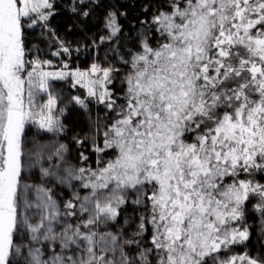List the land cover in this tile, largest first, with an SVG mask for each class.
Listing matches in <instances>:
<instances>
[{
  "label": "snow or ice",
  "instance_id": "6c2138e0",
  "mask_svg": "<svg viewBox=\"0 0 264 264\" xmlns=\"http://www.w3.org/2000/svg\"><path fill=\"white\" fill-rule=\"evenodd\" d=\"M0 264H264V0H0Z\"/></svg>",
  "mask_w": 264,
  "mask_h": 264
},
{
  "label": "trees",
  "instance_id": "16d2710c",
  "mask_svg": "<svg viewBox=\"0 0 264 264\" xmlns=\"http://www.w3.org/2000/svg\"><path fill=\"white\" fill-rule=\"evenodd\" d=\"M63 2H67V0H63ZM133 3L136 2V0H132ZM71 18L69 17L67 11L65 10L63 12V15H59L55 18L54 20V26L60 28L61 31V35L62 36H67L69 40H73L76 42H84L87 41L88 37L81 33V32H77V31H73L71 33L63 31L64 25L67 24L69 22ZM86 61H81V66H85ZM69 127H78L81 123H83V117L82 114L80 113H73L72 115H70L66 121H65ZM47 139V137H46Z\"/></svg>",
  "mask_w": 264,
  "mask_h": 264
},
{
  "label": "rangeland",
  "instance_id": "374dc122",
  "mask_svg": "<svg viewBox=\"0 0 264 264\" xmlns=\"http://www.w3.org/2000/svg\"><path fill=\"white\" fill-rule=\"evenodd\" d=\"M44 139H46V137H44Z\"/></svg>",
  "mask_w": 264,
  "mask_h": 264
}]
</instances>
